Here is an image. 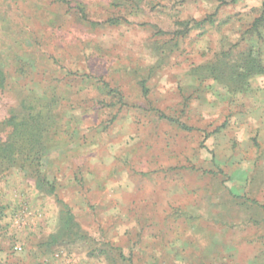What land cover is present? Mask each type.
I'll list each match as a JSON object with an SVG mask.
<instances>
[{
	"label": "rangeland",
	"instance_id": "obj_1",
	"mask_svg": "<svg viewBox=\"0 0 264 264\" xmlns=\"http://www.w3.org/2000/svg\"><path fill=\"white\" fill-rule=\"evenodd\" d=\"M262 15L264 0H0V143L31 104L52 115L45 187L0 167V264H264V75H235L264 63Z\"/></svg>",
	"mask_w": 264,
	"mask_h": 264
},
{
	"label": "trees",
	"instance_id": "obj_2",
	"mask_svg": "<svg viewBox=\"0 0 264 264\" xmlns=\"http://www.w3.org/2000/svg\"><path fill=\"white\" fill-rule=\"evenodd\" d=\"M111 22L113 23V20ZM252 30L258 33L264 30V15L254 21ZM237 71L235 75L243 87L247 80L254 76L264 75V63L259 57L249 58L242 66L237 67ZM3 75V72H0V87H3L7 79ZM242 93H244L243 90ZM31 105L26 116L22 117L21 114L16 113L3 123V126H9L12 131L7 141L0 143V167L3 171L16 168L25 172L35 181L40 190L46 185L41 169L42 160L47 151L48 133L50 131L44 124V119L46 116V123H49L52 115L48 105ZM252 203L256 206L259 205L255 201ZM72 222L74 223V216L68 210L65 217V227ZM57 243L58 238H54L51 246Z\"/></svg>",
	"mask_w": 264,
	"mask_h": 264
},
{
	"label": "built area",
	"instance_id": "obj_3",
	"mask_svg": "<svg viewBox=\"0 0 264 264\" xmlns=\"http://www.w3.org/2000/svg\"><path fill=\"white\" fill-rule=\"evenodd\" d=\"M16 249H17V250H19V251H21V250H22V248H21V247H17Z\"/></svg>",
	"mask_w": 264,
	"mask_h": 264
}]
</instances>
